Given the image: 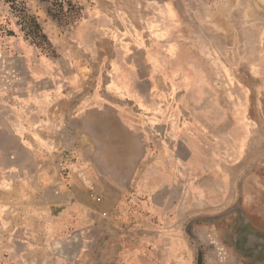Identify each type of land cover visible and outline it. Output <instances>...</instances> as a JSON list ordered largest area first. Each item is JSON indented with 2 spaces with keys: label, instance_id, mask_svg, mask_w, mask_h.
Listing matches in <instances>:
<instances>
[{
  "label": "rangeland",
  "instance_id": "obj_1",
  "mask_svg": "<svg viewBox=\"0 0 264 264\" xmlns=\"http://www.w3.org/2000/svg\"><path fill=\"white\" fill-rule=\"evenodd\" d=\"M20 1L48 45L0 0V92L75 112L5 141L0 264H264V0Z\"/></svg>",
  "mask_w": 264,
  "mask_h": 264
},
{
  "label": "crops",
  "instance_id": "obj_2",
  "mask_svg": "<svg viewBox=\"0 0 264 264\" xmlns=\"http://www.w3.org/2000/svg\"><path fill=\"white\" fill-rule=\"evenodd\" d=\"M5 86L6 90L2 88V92H0V160L2 162L0 174L1 178H3L2 186L8 188L4 189L8 191L14 189L16 184L19 187L26 184L23 183L25 180L22 178H19L18 182L15 180L16 177H20L18 174L21 172V165L17 164L15 158H20L21 155L13 158L11 153L5 152L6 146L11 141L14 143L13 145L24 149L34 145L46 146L50 131L57 128L58 118L56 116H58L59 111L62 110L63 114L70 117L75 112V109L71 100L72 97L70 98L66 90H59L56 81L54 90H44L39 95L30 94L24 96L18 93L10 95L8 92L9 85ZM63 102H69V107L63 109L61 107ZM76 111L77 118L73 117L72 121L76 119L77 123L80 122L81 130L88 129L89 120L86 115L89 113L90 107L80 105ZM5 141L8 144H5ZM26 157H31L35 164L42 160V156L39 154L26 155ZM36 167L37 172L39 166L36 164Z\"/></svg>",
  "mask_w": 264,
  "mask_h": 264
},
{
  "label": "trees",
  "instance_id": "obj_3",
  "mask_svg": "<svg viewBox=\"0 0 264 264\" xmlns=\"http://www.w3.org/2000/svg\"><path fill=\"white\" fill-rule=\"evenodd\" d=\"M11 4V9L14 11V1L15 0H5ZM19 25L21 32L24 34L26 39L30 40L31 43L37 49H45L48 45V40L46 35L43 33V30L40 24L37 22L36 18L33 15H30L26 10V7L23 5V2L19 0Z\"/></svg>",
  "mask_w": 264,
  "mask_h": 264
}]
</instances>
